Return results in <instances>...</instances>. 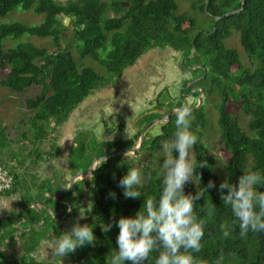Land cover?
<instances>
[{"label": "trees", "instance_id": "1", "mask_svg": "<svg viewBox=\"0 0 264 264\" xmlns=\"http://www.w3.org/2000/svg\"><path fill=\"white\" fill-rule=\"evenodd\" d=\"M125 1L127 5L119 0H0V17L17 7L44 16L39 25L18 22L0 25V70H5L6 74L0 85L16 93H22L31 86L39 87L38 94L26 101V106L32 112L28 126L33 135L29 142L33 144L49 140L52 143L53 131L67 120L92 91L115 86L124 70L148 51L169 48L179 52L183 62L194 49L185 65L203 68L192 69L193 79L182 90L181 97L193 89L197 90L192 95L198 96V88L202 89L205 98L217 95L219 101L214 107L217 128L229 153L222 168L223 177L215 176V161L206 153L205 145L199 138L198 129L206 125L203 105H200L192 111L191 118L192 131L198 136L193 155L198 163H205L198 168L201 183L206 185L211 179L216 185L208 193L216 204V215L207 222L202 248L194 255L207 261V264H264V232L250 231L242 236L238 225H234L230 236L221 234L219 224L223 221L232 223L233 213L230 206L220 199L218 191L220 182L228 174L235 183L244 169L264 171V0H187L191 8L208 18L206 30H203L204 27L198 30L191 16L176 14L173 0ZM65 17L70 19L72 26L70 34L66 35L69 28L62 22ZM23 35L49 38L50 45L38 48L29 41H22L10 47L4 46L5 39L14 41ZM231 36L237 37L245 57L227 45ZM90 60L101 67L105 74H97L84 63ZM231 99L243 114L249 116L245 129L240 125L237 114L229 110ZM184 104V101H168L166 112ZM156 107H160L158 102L153 109ZM190 107H194V104ZM158 115L151 113L142 116V120L150 122ZM174 122L175 115H172L167 124L161 125V132L152 138L150 149L155 145L153 151H158L161 148L159 141L164 142L171 137ZM22 136L25 137L24 134ZM78 137L71 146L70 168L73 174L87 172L94 158L118 149L119 145L108 142L98 145V148L96 144V153L89 154L90 135L85 134L82 141ZM132 141H127L123 148L131 149ZM143 144L144 140L139 149H142ZM6 145L4 129L0 124V155ZM52 155L51 152L39 154L38 149H35L30 155L31 164L45 162ZM115 157L99 163L91 176L82 182L73 183L60 195L52 197L63 183L45 197L53 203L62 200L70 203L71 215L78 209L84 184L91 185L93 205L81 223L94 224L93 231L97 239L94 244L77 247L69 253L67 257L70 264H110L118 233L115 220L120 215H133L142 206L143 197L125 198L118 187V179L131 167V163L119 158V162L111 166L110 162ZM18 162L21 167V160ZM144 171L148 178L141 190L148 195L158 194L160 170L145 168ZM8 173L12 176V187L0 197L17 190L27 192L25 186L29 187V184L37 181L34 175H30V181L26 182L21 173ZM50 186L49 180H42L37 192L42 195L41 189ZM110 189L117 193L116 200L107 197ZM185 191L194 192L195 186L186 184ZM203 202L201 198L195 206L201 215ZM61 206L62 211L57 215L59 217L67 210L66 205ZM30 211L26 212L24 226L40 222V214ZM47 218L48 222L44 220L43 227L49 225L57 229L59 222ZM20 221L15 216L0 220V264H44L34 262L30 254L49 235L43 232V227L34 226L29 234L20 232L19 238L15 237V230L22 226L16 227ZM109 221L112 228L105 232L100 225ZM155 255L152 253L146 264H154ZM125 264L130 262L126 261Z\"/></svg>", "mask_w": 264, "mask_h": 264}, {"label": "rangeland", "instance_id": "2", "mask_svg": "<svg viewBox=\"0 0 264 264\" xmlns=\"http://www.w3.org/2000/svg\"><path fill=\"white\" fill-rule=\"evenodd\" d=\"M101 1L110 2L112 0ZM119 1L123 5H127L125 0ZM173 1L176 4V14L183 13L194 18L198 30H201L202 27H204L203 30L207 29L206 23L208 18L191 8L190 1ZM43 19V15L35 14L30 10L24 11L17 7L13 12L4 17H0V25L14 22L25 23L26 25H39ZM62 22H64L65 26L69 28V30L65 32V35L70 34L72 29L70 19L67 21L62 19ZM22 41H29L38 48L50 45L49 38H38L28 35H23L14 41L5 39L3 43L4 46L10 47L17 42ZM227 45L243 54L236 36L228 38ZM75 57L77 58V56ZM191 57L192 56L188 57L182 62L181 54L179 52H174L169 48L150 50L140 57L132 66L124 70L115 86L99 88V90L92 91L90 95L74 110L77 112L76 116L79 115L78 117H81L83 113L87 112L92 118L90 124L92 138L88 141L89 145L87 153H96L98 145L106 144L108 142H116L121 146L119 147L118 145V149H125L123 147H125L126 142L133 140L132 148H134L137 146L139 140V132L144 128H147L143 138L146 133L148 135L143 139L144 144L142 149H137L133 152H128L127 154L116 155V157L111 160L110 164L111 166H114L119 162V158H124L131 163V167H140L144 173L145 168L151 170L156 169V171L160 170L159 158L161 155V148L158 149V151H153V147L156 148L154 145L152 149H150V142L153 140L152 138L159 135L161 132L159 129L160 125L155 122L157 118L152 119L150 122H145L142 120V116L151 114L155 111V109H152L156 105V100L160 103V108H163L165 112L167 110L168 101L172 103H180L184 101V103L189 106L193 104L195 106L198 103V96L194 97L192 95V90L181 97L182 90L187 88L190 84V80L193 79L191 72L193 66L187 67L185 65L186 61ZM84 63L94 69L97 74H105L104 70L91 60L84 61ZM244 64L246 65L245 59ZM5 75V70H0V82L4 79ZM185 81L186 83L184 84ZM38 90V86H31L22 93H16L0 85V124L4 129V135L7 141V147L4 149L3 154L0 155V163L3 164L8 172L12 173L16 171L15 167H19L18 161L21 160L22 164L19 169L26 182L30 181V175H34L37 181L40 179H46L49 172L47 168L43 167L44 164L42 165L41 163L40 166L39 164L33 165L30 161V155L32 156L34 151L31 148L32 144L29 142L31 141L33 132L28 126L32 112L26 106V101L30 98H34L38 94ZM218 101L216 94L208 98H205L203 94L201 95V105H203L202 111L206 117V125L203 129H198V133L201 142L205 145L206 153L211 155L215 161V176L223 177L222 168L228 160L229 153L224 146L219 128H217V112L214 107L217 106ZM229 110L237 114L240 125L245 129L249 116L243 114L241 109L232 102V99L229 104ZM72 118L73 117H70L69 115L67 120L51 134V138H53L52 141L55 142V145L57 144V146H61L62 149H64V152H66L69 147V141L72 138L74 129L82 128L80 127V124L77 125L75 123L76 119L72 121ZM79 119L77 118V120ZM86 126L87 125L84 127ZM22 134H24V138ZM81 134L82 133H80V135ZM84 136L85 134L81 135V137L79 136L78 139H81L82 141ZM162 143L163 141L160 140L159 145L162 146ZM48 147L49 144L43 142L41 150H47ZM65 155L66 154H64V156ZM9 159H11L12 162H9ZM47 164L49 165L51 163ZM55 177H59L57 173ZM147 178V175H145L142 184L147 182ZM81 180H85V177H82ZM82 181H79L78 179L76 182L79 183ZM84 186L78 202V209L63 220H59L60 217L57 216L59 214L58 210L61 208L57 203L49 202L47 200V204L55 211H58L56 214L54 213L55 211L53 212V210L47 205L41 204L39 208H35L34 206L32 208H27L24 215H20L24 220L18 217L21 221L16 224V227L18 228L19 226H22L18 230H15L17 233H14L15 237L18 236L19 238L20 232L29 234L31 228L34 226L42 228L44 220L45 222H48L47 216L59 222L57 229H54L49 225H44L43 232L49 236L57 235L59 229L63 231L70 228L74 218L78 216L79 210L86 211L84 217L86 218L93 205V195L91 185L84 184ZM25 188L28 192V185L25 186ZM45 188L49 189V187ZM41 190L44 192L43 189ZM55 194H53V196ZM29 210H32L33 212H30L36 214L41 211V213H39L41 218L38 225H35L36 223L28 226L23 225L26 220V212ZM29 227L30 229L28 230ZM43 251L44 250H41L39 253H42ZM50 252L51 251L49 250L47 257L36 254L35 259L37 261L47 262L48 264H70L67 256L60 258L59 256H52V253Z\"/></svg>", "mask_w": 264, "mask_h": 264}, {"label": "clouds", "instance_id": "3", "mask_svg": "<svg viewBox=\"0 0 264 264\" xmlns=\"http://www.w3.org/2000/svg\"><path fill=\"white\" fill-rule=\"evenodd\" d=\"M192 108L181 105L174 109L175 128L171 137L161 146L160 189L158 194L148 195L141 190L146 173L140 167H128L118 179V187L125 198L143 197L142 206L133 215H120L115 220L118 227L116 247L112 249L110 264H146L155 253L154 264H207L194 255L202 248V238L207 222L216 215V204L209 196V189L216 187L211 179L201 183L198 171L205 163L197 162L193 155L197 136L191 128ZM115 178V174H114ZM193 184L195 191H185L186 184ZM218 191L220 199L230 206L233 221L219 224L224 237L231 235L238 225L240 234L264 232V171L244 169L233 183L228 174ZM107 197L116 200L117 193L109 190ZM203 198L201 212L196 211V202ZM86 211H80L71 227L60 231L47 243L42 253L47 257L60 258L74 252L77 247L94 244V224L81 223ZM105 232L112 223H101Z\"/></svg>", "mask_w": 264, "mask_h": 264}, {"label": "crops", "instance_id": "4", "mask_svg": "<svg viewBox=\"0 0 264 264\" xmlns=\"http://www.w3.org/2000/svg\"><path fill=\"white\" fill-rule=\"evenodd\" d=\"M76 113L77 112L73 111L70 114V117H73L72 121L74 119H76L75 123L77 125L80 124V127H82V128H79V129L75 128L74 129L72 138L69 141V145H68L69 147H68L66 152H64V149H62L61 146H57V144L55 145L54 141L52 143H50L49 140L41 141L40 143H33L31 146V148L33 150L38 149L39 154L40 153H46V152H51L53 154L47 161L40 162L38 164H39V166L41 163H42V165L44 164L43 167H45V168H47V170H49L48 177L46 179H40V181H42V180H49L50 181V179L53 178V179H56V183H50L51 186L49 187V189L47 188V190L45 188L44 192H42V195L40 192H37V189H38L37 186H38L40 181L36 182V180H35L33 183L29 184V189H28L29 191L28 192H26L25 190H17L13 194H9V195L0 197V220L5 218V217L7 218L8 216L18 217V215H24V212L26 211V209L32 208L33 206L35 208H39L42 204V205H47L48 207H50L47 204V199L45 197L51 195L52 191L55 190V188H57L60 184H62L64 182V180H61L62 177H65L67 179L70 177V175L76 174V173L73 174L72 169L70 168L71 146L80 133L86 134V135L90 134V138H92V134L90 132V124H91V119H92L91 115L89 113L85 112L81 115V117H78L79 115L76 116ZM77 118L78 119L80 118V119L77 120ZM167 123L161 122L159 124H167ZM85 125H87V126L84 127ZM160 128H161V125H160ZM43 142H46L47 144H49V147L47 148V150H41V145ZM64 154H66V155L64 156ZM8 161L12 162L11 159H9ZM47 163H51V164L48 165ZM18 166H19V164H18ZM19 167H17V168L15 167V169H16V172L21 173ZM56 173L58 174L59 177H55ZM76 181H74V183ZM79 181H82V180L79 179ZM37 194H38V197H37ZM29 200H32V202L28 203ZM58 204L61 207L58 210L59 214H60L62 211V206H61L62 204H60V202ZM50 208L52 209V207H50ZM52 210H53V212L55 211L54 209H52ZM58 211H55L54 213L56 214V212H58ZM38 213H41V211H39Z\"/></svg>", "mask_w": 264, "mask_h": 264}, {"label": "water", "instance_id": "5", "mask_svg": "<svg viewBox=\"0 0 264 264\" xmlns=\"http://www.w3.org/2000/svg\"><path fill=\"white\" fill-rule=\"evenodd\" d=\"M232 13H233V12H232ZM226 15H227V14H226ZM64 19H65V21L69 20L68 17H65ZM64 19H63V20H64ZM63 24H64V22H63ZM64 25H65V24H64ZM193 53H194V49L192 50L191 56L193 55ZM196 67H201V68H203L202 66H193L192 69H195ZM199 79H201V78H199ZM198 90H199L198 103H197L194 107H192V110H193V111H194L195 109L199 108V106L201 105V95L203 94V91H202L201 88H198ZM159 112H160V114H161L162 117L157 118L156 121H155L156 123H161V122H162V123H167L168 120H169V118H170V116L174 115V110H171V111H169L168 113H166L165 110H160ZM163 115H164V116H163ZM153 124H155V123H153ZM153 124H152V125H153ZM146 130H147V128H144L143 130L140 131V133H139V140H138V143H137V146H136V147L131 148V149H129V150H127V149H116V150H113V151H111V152L105 154V155L102 156V157L94 158V160L92 161L91 166H90V168H89V170H88L87 172H78V173H76L72 178H70V180H69V182H68L69 186L72 185V183H73L74 181H76V180H78V179H82V177L87 178V177L91 176L93 170L95 169V167H96L99 163L105 161L106 159H108V158H110V157H112V156L120 155V154H127L128 152H133V151L139 149L140 146H141V144H142L143 135H144V133L146 132ZM61 192H62V189H61L60 191H58V192L56 193V195H59ZM63 203L68 207V210H67V212L64 214V216H62V217L59 218V220H63L64 218H66V217L69 215V212L71 211V205H70L68 202H63ZM18 217H20L21 219L24 220V218H23L22 216L18 215ZM35 225H38V223H36ZM29 229H30V227L28 228V230H29Z\"/></svg>", "mask_w": 264, "mask_h": 264}, {"label": "flooded vegetation", "instance_id": "6", "mask_svg": "<svg viewBox=\"0 0 264 264\" xmlns=\"http://www.w3.org/2000/svg\"><path fill=\"white\" fill-rule=\"evenodd\" d=\"M194 90H197V89H193L192 92H193ZM203 95H204V94H203ZM156 103H157V100H156ZM158 104L160 105L159 102H158ZM160 107H161V106H160ZM160 107H156V108H155V111H153V113H158V114H159V115H158L157 117H155V118L162 117L159 111H160V110H164V109H163V108H160ZM175 108H177V107H173L172 110L175 109ZM152 110H154V109H152ZM170 111H171V110H170ZM166 113H168V112H166ZM163 116H164V115H163ZM159 125H163V124H159ZM159 129L161 130V128H159ZM73 176H74V175H70V177L67 178V179H66L65 177H62L61 180H64V182H63L62 186L60 187V189H59L58 191H60V190L62 189V192H63V191H66L67 189H69V188L71 187V185L69 186L68 182H69L70 178H72ZM50 183H56V179L51 178V179H50ZM73 183H74V182H73ZM73 183H72V184H73ZM58 191H57V192H58ZM57 192H56V193H57ZM62 192H61V193H62ZM61 193H60V194H61ZM54 194H55V193H54ZM60 194H59V195H60ZM56 196H58V195L55 194V195L53 196V198L56 197ZM59 202H60V204L65 205V204L63 203V202H65V201L62 200V201H58V203H59ZM58 203H57V204H58ZM69 204H70V203H69ZM66 212H67V210H66ZM66 212H65V213H66ZM65 213H64V214H65ZM70 213H71V211L69 212V215H70ZM64 214H63V216H64ZM69 215H68V216H69ZM61 217H62V216H61ZM53 228L55 229V226H53ZM57 233H58V232H57ZM55 236H56V235H54V236H48L47 238H44V239L41 240V242L39 243L37 249L34 250V251L30 254L31 259H32L34 262H37V263L42 262V263H44V264H48L47 262H44V261H37V260L35 259L36 254L34 255V253H39L41 250H44L45 247L47 246V243H48L49 241H51L52 238L55 237ZM50 253H51V252H50Z\"/></svg>", "mask_w": 264, "mask_h": 264}, {"label": "built area", "instance_id": "7", "mask_svg": "<svg viewBox=\"0 0 264 264\" xmlns=\"http://www.w3.org/2000/svg\"><path fill=\"white\" fill-rule=\"evenodd\" d=\"M12 187V176L8 171L0 164V195L9 191Z\"/></svg>", "mask_w": 264, "mask_h": 264}]
</instances>
